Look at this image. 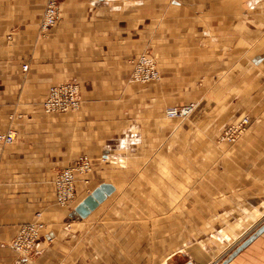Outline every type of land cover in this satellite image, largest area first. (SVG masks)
Wrapping results in <instances>:
<instances>
[{
    "label": "crops",
    "instance_id": "0c3cea01",
    "mask_svg": "<svg viewBox=\"0 0 264 264\" xmlns=\"http://www.w3.org/2000/svg\"><path fill=\"white\" fill-rule=\"evenodd\" d=\"M43 5L0 0V134H14L0 143V264H209L220 246L206 242L264 215V0H59L45 35ZM141 54L158 81L129 80ZM64 81L78 84L79 110L45 112ZM181 105L192 112L166 117ZM244 116L239 141L211 142ZM83 155L91 169L61 207L55 173ZM101 183L113 191L75 213ZM36 220V251L17 254L11 239ZM173 232L185 234L173 244ZM226 264H264V231Z\"/></svg>",
    "mask_w": 264,
    "mask_h": 264
},
{
    "label": "built area",
    "instance_id": "2783aa9c",
    "mask_svg": "<svg viewBox=\"0 0 264 264\" xmlns=\"http://www.w3.org/2000/svg\"><path fill=\"white\" fill-rule=\"evenodd\" d=\"M59 16V0H44L43 13L39 22V32L45 35L54 26ZM158 71L153 59L146 55L139 56L133 64L130 75L131 81L148 82L158 79ZM42 109L45 112L77 111L80 108L79 87L72 81H64L52 84L48 87L42 100ZM192 111V106L186 105L180 108L166 110L168 117H182ZM246 123V118L239 124L233 125L225 133L227 140H233L240 133ZM14 140L12 132L1 133L0 143L9 144ZM91 160L86 156H80L70 167L56 171L53 179L55 202L61 207H68L75 197V181L77 176L88 173L91 169ZM39 217V213L36 214ZM45 224L41 221H33L21 225L10 241V247L19 255L29 256L36 251V244L41 237ZM50 241L51 238L47 237Z\"/></svg>",
    "mask_w": 264,
    "mask_h": 264
},
{
    "label": "rangeland",
    "instance_id": "374dc122",
    "mask_svg": "<svg viewBox=\"0 0 264 264\" xmlns=\"http://www.w3.org/2000/svg\"><path fill=\"white\" fill-rule=\"evenodd\" d=\"M141 55H143V54H141ZM141 55H139V56H141ZM144 55H146V54H144ZM138 56V57H139ZM146 56H148V55H146ZM137 57V58H138ZM149 58H151V59H153V61L155 62V65H156V68H157V71H158V79H156V80H152V81H158L159 79H160V77H161V75H160V72H159V70H158V66H157V62H156V60L154 59V57H152V56H148ZM136 58V59H137ZM135 59V60H136ZM134 60V61H135ZM134 61H133V64H134ZM132 68H133V65H132ZM131 71H132V69H131ZM131 71H130V74H129V80H130V75H131ZM131 81V80H130ZM152 81H148V82H138V81H133V82H138V83H149V82H152ZM183 106H186V105H181V106H171V107H167L166 109H165V112H166V110L167 109H169V108H180V107H183ZM189 106H192V105H189ZM192 110H193V108H192ZM192 112V111H191ZM190 112V113H191ZM165 115H166V113H165ZM188 115V114H187ZM186 116V115H185ZM185 116H182V117H168V116H166V117H168V118H174V119H181V118H183V117H185ZM244 118H246V123L244 124V127H243V129H242V131L240 132V133H238L237 135H235L234 136V139L231 141H229V140H227L226 138H225V133H226V131L228 130V128H230L231 126H233V125H236V124H239L240 122H242V120L244 119ZM249 124H250V119H249V117H247V116H244V117H242V118H240V119H237V120H232V121H229V122H227L221 129H220V131H219V133H217V135H215L214 136V139L211 141L213 144H215V145H217V146H219V145H221V144H229V145H231V144H234V143H236L237 141H239L242 137H243V135L245 134V132L247 131V129H248V127H249ZM126 191H131V184L130 183H126V184H124L123 186H122V188L119 190V192H120V195L121 194H124V192H126ZM128 198V196L126 195L125 196V199H123V200H119L118 202L119 203H121L122 204V206L123 207H127L128 205H130L131 203H132V201L130 200V199H127ZM74 200V199H73ZM73 202V201H72ZM264 222V215H262L261 217H259L250 227H249V229H247L246 231H244L243 233H240V235H238V236H236V237H234V239H232L231 241H223V242H218V241H212V243L211 242H206V246H209L210 248H207V250H209V252L211 253V251L212 250H216L215 248H217V246H220L219 248V250L217 251V253L215 254V255H211V262L209 263V264H221L225 259H228L229 258V256H230V253H231V251L233 250V249H235V247L236 246H238L246 237H248L251 233H253L254 231H255V229L257 228V227H259L262 223ZM45 227H46V225H45ZM179 234H185V233H175V232H173L172 233V239H173V241H172V243L174 244V243H176V241L179 239ZM194 234H196V233H192V232H190V233H187V235H189V237L190 236H194ZM200 235H201V233H200ZM199 235V236H200ZM202 236V235H201ZM216 243H219V245H217Z\"/></svg>",
    "mask_w": 264,
    "mask_h": 264
},
{
    "label": "water",
    "instance_id": "95a60500",
    "mask_svg": "<svg viewBox=\"0 0 264 264\" xmlns=\"http://www.w3.org/2000/svg\"><path fill=\"white\" fill-rule=\"evenodd\" d=\"M113 191V187L108 183H101L95 187L88 195H86L74 208L75 213L79 216H86L89 211L94 209L104 198ZM264 231V222L255 229L248 237H246L238 246L235 247L230 253L228 259H225L221 264H226V262L235 256L243 247H245L249 242H251L255 237ZM191 264V263H185Z\"/></svg>",
    "mask_w": 264,
    "mask_h": 264
}]
</instances>
